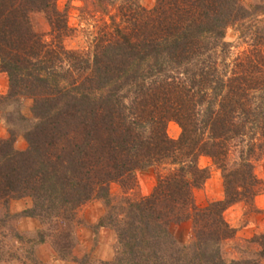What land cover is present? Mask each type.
Returning a JSON list of instances; mask_svg holds the SVG:
<instances>
[{
	"label": "trees",
	"instance_id": "obj_1",
	"mask_svg": "<svg viewBox=\"0 0 264 264\" xmlns=\"http://www.w3.org/2000/svg\"><path fill=\"white\" fill-rule=\"evenodd\" d=\"M115 1L119 22L98 31L88 55L63 48L69 29L55 0H0V71L10 97L33 98L34 120L24 152L0 139V205L31 198L22 216L56 231L64 251L70 234L59 221L103 200L110 208L98 225L112 223L118 243L104 264H264L263 234L248 242L259 248L255 258L225 261L219 249L234 234L222 214L252 202L264 158V3L156 0L147 10L136 0H97ZM35 14L51 28L49 43L31 26ZM232 26L250 44L229 59ZM169 121L181 130L176 141ZM200 156L221 171L224 188L223 200L201 208L193 190L209 174ZM151 168L148 196L110 206L112 183L131 190L135 174ZM186 222L192 240L180 246L170 229Z\"/></svg>",
	"mask_w": 264,
	"mask_h": 264
},
{
	"label": "rangeland",
	"instance_id": "obj_2",
	"mask_svg": "<svg viewBox=\"0 0 264 264\" xmlns=\"http://www.w3.org/2000/svg\"><path fill=\"white\" fill-rule=\"evenodd\" d=\"M156 0H136L142 8L150 10ZM246 8L264 3V0H240ZM97 0H55L56 8L65 14L68 33L62 39V46L67 51L92 53V41L102 27L111 26L112 20L119 22L117 8L120 1L106 7L98 6ZM259 19L263 22L264 15ZM32 28L47 43L52 41L51 28L43 14L31 16ZM259 25V24H258ZM259 25V27H261ZM264 29V28H263ZM236 26L225 32V41L231 46L229 59L248 48L250 41L238 38ZM245 41V43H243ZM247 43V44H246ZM264 52V47H263ZM0 139L12 140L13 149L24 152L27 142L24 133L34 122L32 117L33 98L31 96L8 95V77L0 71ZM169 139L176 141L181 130L174 121L165 126ZM197 166L208 171V179L201 187L193 190L196 207H205L213 201L224 198L221 171L207 157H198ZM169 167H165L168 170ZM254 175L257 192L251 203L239 202L227 208L223 220L234 231L232 238L219 245L225 261L250 259L257 256V245L248 243L258 235H264V158L256 162ZM156 184V170L145 169L135 174V186L124 191L118 184L109 186L110 206L123 205L124 199L138 200L148 196ZM29 197L11 199L8 204L0 205V264H104L111 262L117 249V235L112 223L100 219L106 216L109 208L101 199H92L82 204L70 222L61 220L60 227L70 234V247L59 250L56 246L57 233L36 218L22 216V212L32 207ZM192 225L186 222L173 226L170 234L175 242L188 245L192 240ZM42 239V242H40Z\"/></svg>",
	"mask_w": 264,
	"mask_h": 264
},
{
	"label": "crops",
	"instance_id": "obj_3",
	"mask_svg": "<svg viewBox=\"0 0 264 264\" xmlns=\"http://www.w3.org/2000/svg\"><path fill=\"white\" fill-rule=\"evenodd\" d=\"M0 75H2V74H0Z\"/></svg>",
	"mask_w": 264,
	"mask_h": 264
}]
</instances>
